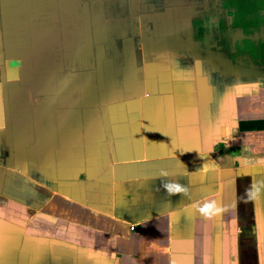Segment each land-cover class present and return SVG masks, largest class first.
<instances>
[{
	"label": "crops",
	"instance_id": "0c3cea01",
	"mask_svg": "<svg viewBox=\"0 0 264 264\" xmlns=\"http://www.w3.org/2000/svg\"><path fill=\"white\" fill-rule=\"evenodd\" d=\"M0 264H264V0H0Z\"/></svg>",
	"mask_w": 264,
	"mask_h": 264
},
{
	"label": "built area",
	"instance_id": "2783aa9c",
	"mask_svg": "<svg viewBox=\"0 0 264 264\" xmlns=\"http://www.w3.org/2000/svg\"><path fill=\"white\" fill-rule=\"evenodd\" d=\"M130 229H131V230H133V229H134V227H131Z\"/></svg>",
	"mask_w": 264,
	"mask_h": 264
}]
</instances>
